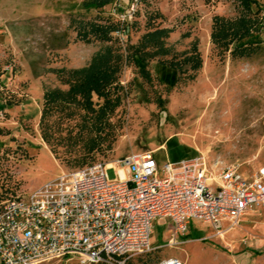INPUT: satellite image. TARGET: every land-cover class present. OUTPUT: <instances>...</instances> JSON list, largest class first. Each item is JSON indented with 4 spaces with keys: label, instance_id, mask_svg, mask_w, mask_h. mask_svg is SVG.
Masks as SVG:
<instances>
[{
    "label": "rangeland",
    "instance_id": "1",
    "mask_svg": "<svg viewBox=\"0 0 264 264\" xmlns=\"http://www.w3.org/2000/svg\"><path fill=\"white\" fill-rule=\"evenodd\" d=\"M87 1L0 0V201L26 196L62 172L146 150H157L160 164L203 157L214 173L231 163L247 171L264 165V50L234 58L235 43L225 52L212 40L216 17L230 21L226 28L242 29L239 1L114 0L100 9ZM258 1L244 18L256 20L253 37L239 43L264 46V0ZM153 11L162 16L149 21ZM79 22L114 25L116 32L110 41L82 38ZM155 28L169 31L162 53L147 61V74L133 62L122 64L117 102L105 119L98 118L103 100L96 96L93 114L60 100L43 113L45 94L69 89L68 72L88 68L106 49L125 56ZM162 63L177 69L166 72ZM108 176L116 177L113 170ZM232 230L241 236L229 239ZM173 231L168 220H156L153 250L127 264L170 257L234 264L229 250L240 252L233 256L236 264L264 262V209L248 211L238 226L220 233L194 221L176 246L168 242Z\"/></svg>",
    "mask_w": 264,
    "mask_h": 264
},
{
    "label": "built area",
    "instance_id": "2",
    "mask_svg": "<svg viewBox=\"0 0 264 264\" xmlns=\"http://www.w3.org/2000/svg\"><path fill=\"white\" fill-rule=\"evenodd\" d=\"M157 156L146 150L62 172L26 196L1 200L0 264H127L153 250L158 219L173 225L168 242L176 246L194 221L219 232L224 223L238 226L248 211L264 209V165L247 171L231 163L214 173L203 157L160 164Z\"/></svg>",
    "mask_w": 264,
    "mask_h": 264
},
{
    "label": "trees",
    "instance_id": "3",
    "mask_svg": "<svg viewBox=\"0 0 264 264\" xmlns=\"http://www.w3.org/2000/svg\"><path fill=\"white\" fill-rule=\"evenodd\" d=\"M120 2V0H118ZM239 1L241 11L242 29L226 28L227 23L230 21H224V19L216 17L213 24L212 40L216 46L223 48L225 52L230 50V47L235 43L231 54L234 58L251 57L254 54L264 50V46L261 44L252 43H239L245 38H252V30L254 29V22L252 19H244L253 13V7H259L258 0H237ZM114 0H88L86 6L89 8H104L112 4ZM159 11H153L150 13L148 20L161 17ZM81 25L80 36L82 38H88L94 36L97 39L103 41H110L113 32H116L114 25H101L98 23L89 24L79 22ZM262 30H264V22H261ZM128 26L123 23L121 30H127ZM119 31V29L117 30ZM169 31L167 29L155 28L153 31L146 33L142 37V41L136 46L128 47L127 54L125 56L117 54L114 56L115 51L106 49L105 53L96 56L91 65L88 68L82 70H73L68 72L69 89L65 92H49L45 94L44 112L49 109L48 107L55 104L57 100L62 101L66 105L75 106L79 109H83L88 113H96V104L94 103V97L103 100L102 105L98 110V118L105 119L108 111L115 108L116 98L114 96L115 90L119 85V75L121 72V66L123 63L133 62L137 65L139 70L143 73L145 71L147 61H152L159 56L163 51L165 45L163 37L167 36ZM120 51H117L119 53ZM166 72H173L177 69L176 65L162 63ZM161 102L163 100L160 98ZM59 102V101H57ZM170 142V141H169ZM174 148L171 147L170 150ZM148 263V262H146Z\"/></svg>",
    "mask_w": 264,
    "mask_h": 264
},
{
    "label": "crops",
    "instance_id": "4",
    "mask_svg": "<svg viewBox=\"0 0 264 264\" xmlns=\"http://www.w3.org/2000/svg\"><path fill=\"white\" fill-rule=\"evenodd\" d=\"M170 222V221H169ZM173 226V225H172ZM227 227L228 225L226 224V223H224L223 224V226L222 227ZM190 234V233H189ZM239 236H241V232H240V230H232V231H228V237H229V239L230 238H238ZM246 240V239H245ZM244 241V240H243ZM263 245H264V243H263ZM253 250H256V248L255 247H253L252 248ZM251 249V250H252ZM258 252H261V251H258ZM236 253H240L238 250H236V252H233L232 253V251H230L229 250V255H230V257H231V260L233 261V263L234 264H236L235 262H234V259H233V256L236 254ZM252 256H254L255 258L256 257H258V258H260V256H256V252H253L252 251ZM260 254V253H259ZM262 256L264 257V252L262 253ZM263 264H264V262H263Z\"/></svg>",
    "mask_w": 264,
    "mask_h": 264
}]
</instances>
